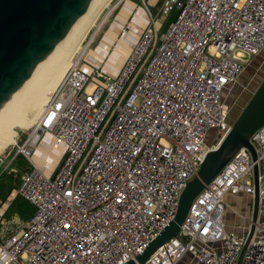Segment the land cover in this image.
<instances>
[{
  "label": "built area",
  "instance_id": "2783aa9c",
  "mask_svg": "<svg viewBox=\"0 0 264 264\" xmlns=\"http://www.w3.org/2000/svg\"><path fill=\"white\" fill-rule=\"evenodd\" d=\"M174 11L162 31L157 22ZM149 16L117 73L86 71L74 57L38 128L15 143L30 166L8 201L19 195L35 213L0 235V264L136 260L174 219L182 191L216 146L209 135L231 130L223 93L264 49V0H163L158 17ZM46 133L64 148L50 175L32 159ZM251 141L260 203L242 264H264V126ZM254 164L240 149L194 199L177 236L144 264H238L250 219L242 235L228 231L226 197L254 196Z\"/></svg>",
  "mask_w": 264,
  "mask_h": 264
},
{
  "label": "water",
  "instance_id": "95a60500",
  "mask_svg": "<svg viewBox=\"0 0 264 264\" xmlns=\"http://www.w3.org/2000/svg\"><path fill=\"white\" fill-rule=\"evenodd\" d=\"M95 0H0V112L40 72L56 50L89 12ZM231 130L205 156L197 175L182 191L174 219L147 249L124 264H144L160 246L177 236L194 199L205 189L232 157L246 148L255 163L254 196L250 228L240 254L254 236L259 213L260 169L258 152L251 141L264 126V79L241 111H232Z\"/></svg>",
  "mask_w": 264,
  "mask_h": 264
},
{
  "label": "rangeland",
  "instance_id": "374dc122",
  "mask_svg": "<svg viewBox=\"0 0 264 264\" xmlns=\"http://www.w3.org/2000/svg\"><path fill=\"white\" fill-rule=\"evenodd\" d=\"M117 1H119L120 3V0H107V1L101 0L99 3L96 2L97 4L95 3L96 4L95 7L93 6L94 8L90 9V11L93 9L91 12L89 11L90 14L88 15L89 13L88 12L85 15V17L88 15L87 20L84 25L87 31H85V36L82 37L81 41L76 45V47H74L75 49L73 51V55L71 52L72 56L70 58V61L72 62L74 57L75 58L82 57L83 60L81 63L85 65L84 69L86 71L89 70L88 68L93 69L94 64L92 63H95L97 65V62L100 60V57L104 58L108 54L107 51L102 50V48L100 47V44L104 37V34L108 32V28L113 23L112 18L114 14L116 13L115 9L118 7V6L115 7ZM159 7H158V11H159ZM152 11L154 13V8L152 9ZM152 15L155 16V14H152ZM124 30L126 29L124 28ZM81 32L76 37L80 36ZM113 48L114 47H112V49L111 48L109 49L110 50L109 53L113 50ZM122 52L124 54H127L126 49H123ZM131 53H132V48H130V50L128 51V54L124 58L122 64L119 66V69L123 68L124 64L127 62ZM119 58H120L119 54L115 53L114 57H111V54H109V57L106 61L107 63L105 64L104 69L105 70L107 69L106 66H108L110 69H116L117 64L120 62ZM105 59L106 57L102 59L101 61L102 65L105 63ZM102 65L101 66L98 65V66L102 67ZM109 74H112V73H109ZM92 78L94 81L102 84V82L97 80L95 76H93ZM263 79H264V49L258 55L253 56L249 59L247 65L245 66L243 72L238 77L236 82L228 86L225 92L223 93V99L226 102V104L229 106L230 118L234 116L232 114L233 110H236V112L241 111L245 103L252 96V94L256 91V89L258 88L260 83L263 81ZM39 117L37 118V120H35L36 122L33 123L30 127H24L23 125L18 124L14 126L11 129V131L6 134V136L4 137L5 143L1 145L0 147V156L4 162V166L2 168H5L7 164H10V162L14 160V157L18 155L17 148L15 147L14 143L16 141L18 144L22 143V141L26 138V136L29 135V133H31L32 130L34 129ZM216 133H217L216 131H213L209 135L207 139L208 144L217 145L221 141V136H219ZM32 159L38 166L40 165V162L37 161V157L33 155ZM18 163H19V159L16 161H13V165L15 166L18 165ZM7 170H11V165H9ZM242 196L247 197L248 195H245V194H240L237 196L228 195L226 197V213H225L226 224H228L227 222H229L230 224H235L238 222L242 223V221H244L245 225L247 226L249 225L248 220L250 219L251 214H252V201L251 200L249 201V204H248L249 210H247L248 209L247 205L244 210L242 207L244 206L245 201L242 199L243 198ZM9 199H7L6 202L2 204V206H0V212L4 211L3 214L5 213V210L7 209V206L9 205V203L12 201V200L8 201ZM232 208L239 211L241 215L236 214L232 210ZM3 214H2V217H3ZM0 221H3L2 224H0V235L2 233L9 232L11 230L12 231L17 230L21 228L26 222L24 220H21L18 216H13L9 220L6 219V220H0Z\"/></svg>",
  "mask_w": 264,
  "mask_h": 264
},
{
  "label": "crops",
  "instance_id": "0c3cea01",
  "mask_svg": "<svg viewBox=\"0 0 264 264\" xmlns=\"http://www.w3.org/2000/svg\"><path fill=\"white\" fill-rule=\"evenodd\" d=\"M162 1L163 0H120V3L119 1H117L115 7H118L115 9L116 13L112 18L113 23L108 28V32L104 34V37L100 44L102 50L108 52V54L105 56V63L103 65L101 64L102 59H104L105 57L103 58L99 56L100 60L97 62V65L95 63H92L94 64V67L96 68L98 67V65H102V67L104 68L105 64L107 63L106 61L109 57V54H111V57H114V54L116 53L120 55V62L117 64L116 69H110L108 66H106V71L112 74L117 73L120 70L119 66L127 56L128 51L130 50V48H133L141 32L149 25V12L151 14H155V16H152L154 18H157L158 7L161 5ZM153 8L154 13L152 11ZM164 23L165 20L160 19L157 22V26H161V28L164 29ZM124 28L126 30H124ZM112 47L114 48L109 53V49H112ZM123 49L127 50V54H124L122 52ZM63 152V146L56 145L53 136L46 133L42 141L34 151V156L37 157V161L40 162L39 167L46 174L48 173L47 175H50L52 171L58 167ZM242 197V199L245 201V204L242 208L245 210L247 205V210H249L248 204L250 200L252 201L251 196L248 195L247 197ZM227 223L228 224H226V227L228 231H235L240 235H242L248 229V226L245 225L244 221H242V223L238 222L235 224H230L229 222Z\"/></svg>",
  "mask_w": 264,
  "mask_h": 264
},
{
  "label": "bare ground",
  "instance_id": "6f19581e",
  "mask_svg": "<svg viewBox=\"0 0 264 264\" xmlns=\"http://www.w3.org/2000/svg\"><path fill=\"white\" fill-rule=\"evenodd\" d=\"M100 1L95 0L91 8H94L97 4L96 2L99 3ZM88 15L80 21L36 77L31 82H28L12 102L0 112V147L5 143L4 137L14 126L21 124L24 127H30L40 116L34 129L38 128L45 110L44 107L47 106L48 100H50L52 94L58 88L65 71L72 64L70 58L73 55L74 47L85 36V31L87 30L84 25ZM80 32L81 35L76 37ZM88 69L91 70L90 68Z\"/></svg>",
  "mask_w": 264,
  "mask_h": 264
},
{
  "label": "trees",
  "instance_id": "16d2710c",
  "mask_svg": "<svg viewBox=\"0 0 264 264\" xmlns=\"http://www.w3.org/2000/svg\"><path fill=\"white\" fill-rule=\"evenodd\" d=\"M178 11L172 12L164 23V31L177 17ZM19 159L18 165H11V170L0 169V206L6 202L10 194L16 190L21 182L22 175L29 169V162L20 154L13 161ZM18 177V178H17ZM35 213V207L24 198L16 195L7 206L1 220L18 216L21 220L28 221ZM3 221H0L2 224Z\"/></svg>",
  "mask_w": 264,
  "mask_h": 264
}]
</instances>
